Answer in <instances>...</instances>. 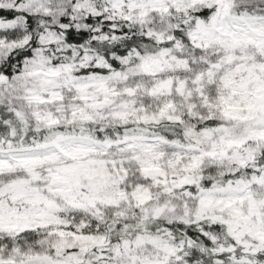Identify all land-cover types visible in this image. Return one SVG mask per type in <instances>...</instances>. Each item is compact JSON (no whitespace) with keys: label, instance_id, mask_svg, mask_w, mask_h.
Here are the masks:
<instances>
[{"label":"snow or ice","instance_id":"obj_1","mask_svg":"<svg viewBox=\"0 0 264 264\" xmlns=\"http://www.w3.org/2000/svg\"><path fill=\"white\" fill-rule=\"evenodd\" d=\"M0 264H264V0H0Z\"/></svg>","mask_w":264,"mask_h":264}]
</instances>
